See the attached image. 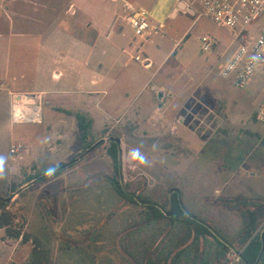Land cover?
Returning <instances> with one entry per match:
<instances>
[{
	"label": "rangeland",
	"instance_id": "374dc122",
	"mask_svg": "<svg viewBox=\"0 0 264 264\" xmlns=\"http://www.w3.org/2000/svg\"><path fill=\"white\" fill-rule=\"evenodd\" d=\"M126 1L138 11L145 9L152 21L139 57L150 58L153 67L145 69L129 54L122 55L119 66L112 65L110 59L103 61L102 69L96 65V73L101 75L121 73L136 79L104 86L111 96L119 99L122 95L123 99L120 105L108 108V113H101L98 123H92L87 142L94 145L105 139L102 144L60 175L28 187L10 202V210L23 216L29 241L8 239L0 229V264H27L34 248L41 264H241L232 253L225 260L213 237L191 243L184 223L170 224L149 216L143 201L169 212L172 190H178L179 194H174L189 215L208 225L228 244L232 243L229 237L233 230L250 222L252 210L248 205H261V214L253 223L264 224V174H257L259 179L247 191L238 192L236 187V193L232 183L233 169L243 163L242 159L264 155V126L255 118L264 94V69L256 71L246 88L237 89L232 77L225 79L220 74L229 57L223 53L232 44L227 33L204 19L194 24L189 16L172 17L177 0ZM10 3L0 1L1 74L10 68L17 44H34V39H8L14 25L36 33L49 27L58 14L62 15L60 24L65 26L81 19L64 13L75 3L73 0L17 2L15 6L27 17L15 16ZM85 3L105 9L100 20L106 19L109 11L113 15L115 11L124 13L119 0ZM132 14L128 10L125 17ZM119 24L125 28L124 35L117 33L115 42L123 47L139 46L141 41L135 40L132 28L122 20ZM262 31L264 17L248 29L255 37ZM204 37L211 43L210 51L203 50ZM22 83L29 87L26 81ZM158 92L167 96L160 100ZM47 114L56 115L45 106L44 116ZM9 128L0 121L3 199L15 195L34 176L45 174L49 165H60L53 158L68 155L69 160L62 162L65 164L83 153L81 132L73 126L48 140L45 154L35 162L26 159L19 162L20 169L11 171V146L22 144L27 149L30 146L24 138L36 136L41 129L36 125ZM112 136L121 139L122 167L120 171L118 150V169L123 185L140 195L143 201L138 197L142 201L139 205L122 202L108 181L115 173L109 155L112 142L108 139ZM250 141L254 145H246ZM135 151L144 158L143 163L133 159ZM248 162L246 168H253V160ZM227 179L231 183L223 186L222 181ZM181 251V257L173 261ZM169 254L171 258L167 259Z\"/></svg>",
	"mask_w": 264,
	"mask_h": 264
},
{
	"label": "crops",
	"instance_id": "0c3cea01",
	"mask_svg": "<svg viewBox=\"0 0 264 264\" xmlns=\"http://www.w3.org/2000/svg\"><path fill=\"white\" fill-rule=\"evenodd\" d=\"M0 1H10V9L15 16L27 17L26 14L19 11L15 4L20 1L30 2L31 0ZM73 1L75 3H72L64 13L66 15L70 12L72 16L81 18L77 20L75 25L65 26L60 24L62 15L58 14L56 16L57 19L43 31L33 33L24 26H19L17 29L15 25L9 29L8 39L11 41L20 38L34 39V44L31 45L25 41L17 44L15 50L16 56L13 62L10 63V68L5 69L2 74L0 73V121L5 126L8 124L9 129H12L10 114L11 96L13 94L40 95L43 99L44 107L47 106L56 113L54 117H50L48 114L44 116L43 124L38 126L42 131L40 130L36 136L28 135L24 138L30 147L26 149L21 144L24 147V153L21 158H13L10 154V164L8 166L11 171L20 169L19 162H23L26 159L35 162L38 157H41L43 153L45 154L46 147L49 145L47 141L51 140L57 134L62 132L65 134L66 130L73 126H76L80 130L76 118L77 114L87 115L95 123H98L101 120V113H108V108L120 105L123 96L121 95L119 99L111 96L104 86H110L112 83L119 82V80L135 81L136 79L133 76H123L121 73L117 76L96 73L97 66L99 69H102L104 66L103 61L105 63L106 60L109 61L110 59L112 65L119 66L121 65L122 55L129 54L133 60L132 57L142 53L144 46L140 49V53H138V45L129 44L127 47H123L114 40L117 33L122 32V35H124L125 28L119 24V20H122L131 29L125 14L130 8L135 9L133 4L126 0H119L122 2L124 13L121 14L115 11L113 15L109 11L107 18L100 20L99 16L106 13L105 9H96L94 5L91 7L85 3H93L98 0ZM47 8L48 6H46ZM179 8L180 3L177 0L171 12L172 17L178 15L177 11ZM224 32L228 34V32ZM2 37L0 35V39ZM253 37L255 36L253 35ZM12 42H10L9 46L11 49H14ZM177 46L178 42L172 51ZM235 49L236 45L232 41L228 51L223 54H228L229 59ZM22 81H26L29 87H26ZM163 95L164 97L167 96L166 94ZM263 97L264 94L261 96L257 106H259ZM253 143L250 141L246 145H254ZM251 157V155H248L242 159L243 163L240 162L233 169L232 178L234 181L232 183L236 193V187H238V192L241 190L247 191L253 185V181L259 179L257 174H264V155L262 157L259 156V158L256 156L257 158L255 159ZM53 160H58L60 165H62L64 164L62 162L69 160V156L59 155V157H55ZM248 160H253L251 163L253 168H246L245 165L249 163ZM52 166L58 167L57 164H52L48 167ZM230 183L231 181L229 179L222 181L223 186L229 185ZM261 199H264V195ZM247 208L252 210V212H249V215L253 214L255 218L261 214V205L251 207L248 205ZM249 219L250 222L244 224L245 226L243 228L239 226L234 229L232 232L233 235L229 237L234 247L230 253L236 256L241 264H244L240 255L243 250L240 249L242 247L241 241L245 239L243 235L252 232L251 225L253 221L251 218ZM255 227L256 229L248 244L256 235L260 236L264 241V224L261 223L258 226L255 225ZM228 257L229 254H227Z\"/></svg>",
	"mask_w": 264,
	"mask_h": 264
},
{
	"label": "built area",
	"instance_id": "2783aa9c",
	"mask_svg": "<svg viewBox=\"0 0 264 264\" xmlns=\"http://www.w3.org/2000/svg\"><path fill=\"white\" fill-rule=\"evenodd\" d=\"M117 1V0H113ZM177 13L194 19V24L207 20L218 29L228 32L236 49L223 65L221 76L233 78L237 89H244L258 69H264V31L257 37L250 36L249 27L264 17V0H179ZM133 14L126 18L134 31L135 40L139 39L140 49L147 42V32L152 28V21L145 9L138 11L130 8ZM203 50L210 51L211 43L207 37L202 39ZM144 68L150 69L149 58L141 59L139 55L132 57ZM43 99L34 94H13L11 96L10 122L12 126L36 125L44 122ZM257 121L264 126V97L257 109ZM21 144L12 145L10 154L13 158L23 156Z\"/></svg>",
	"mask_w": 264,
	"mask_h": 264
},
{
	"label": "trees",
	"instance_id": "16d2710c",
	"mask_svg": "<svg viewBox=\"0 0 264 264\" xmlns=\"http://www.w3.org/2000/svg\"><path fill=\"white\" fill-rule=\"evenodd\" d=\"M76 118L78 120L79 129L81 132V138H80V151L84 152L88 148H90L93 144H88V134L91 130L93 120L84 114H77ZM255 118L257 120V112L255 115ZM109 155L112 158L114 164H115V173L113 177H111L108 181L113 186L114 190L116 191L117 195L121 197L122 202H129L131 204L139 205L137 202L135 196L139 197L142 201L143 199L140 197V195L136 194V192L132 191L131 188L127 185V188L124 189L121 179H120V173L118 169V146L116 143H111V148L109 150ZM56 168V166L48 167L44 169V173L49 172L50 170ZM64 170V169H63ZM56 172L54 177L60 175L62 171ZM38 176V175H37ZM37 176H34L30 180H28L26 183L31 182L34 180ZM1 198V197H0ZM173 202H174V214L173 216H166L167 211L158 208L157 206L153 204H147V202L143 201V205L145 208L147 207L149 209V216H151L155 220L164 219L168 221L170 224H175V222L184 223V225L187 228V237L188 239H191V243L194 242H200L206 237H213L219 247L222 250V257L226 260L227 254H229L233 249V243H224L221 241L220 238L216 237L214 233L208 228V225L204 224L203 222H200L196 219H194L191 215L188 214L187 211L184 210V208L178 203V196L177 194L173 195ZM10 202L3 201L0 199V229L4 230L5 236L8 239L11 240H20L23 243H26L29 241L28 235L24 233V224L25 221L23 219V216L19 211H13L9 208ZM250 218L252 221H254L255 216L253 214H250ZM252 232L250 234L247 233L245 239L241 241L242 247L240 248L242 250L241 252V259L244 264H264V247H263V239L256 235L251 242L248 244L249 240L252 237V234L254 233L256 227L254 223L251 225ZM220 237V236H219ZM248 244V245H247ZM246 246V247H245ZM184 251H181L179 253H176L174 257L172 258L173 261L176 258H180ZM171 258V255L169 254L167 259ZM27 264H41V257H39L38 250L34 248L33 250V256L29 263Z\"/></svg>",
	"mask_w": 264,
	"mask_h": 264
},
{
	"label": "water",
	"instance_id": "95a60500",
	"mask_svg": "<svg viewBox=\"0 0 264 264\" xmlns=\"http://www.w3.org/2000/svg\"><path fill=\"white\" fill-rule=\"evenodd\" d=\"M158 98L161 100L163 98V93H159L158 94ZM110 142H114L117 144L118 146V150H119V168H120V171H121V139L117 138V137H110L108 139ZM105 141V139H102L100 141H98L97 143H95L92 147H90L88 150H86L85 152H83L82 154H80L77 158H74L72 159L71 161H69L68 163H65V164H62L52 170H50L49 172L43 174L42 176H39L37 178H35L34 180H32L31 182H29L27 185H25L23 188H21L15 195L11 196L10 198L8 199H3V198H0L1 200L3 201H7V202H11L15 196L19 195L23 190L27 189L28 187L36 184V183H39L41 182L42 180L54 175L56 172L58 171H61L65 168H68L76 163H78L79 161H81L83 158H85L88 154H90L92 151H94L100 144H102L103 142ZM120 178H121V183L123 185V178H122V174L120 173ZM124 186V185H123ZM125 188V186H124ZM126 189V188H125ZM174 193H177L179 194L178 190H172L170 192V211L168 213H166V216H171L172 213H173V209H174V202H173V194ZM136 200L138 203H142V201L137 197L135 196ZM209 228V227H208ZM211 230V228H209ZM212 231V230H211ZM214 235L218 238H220L215 232H213ZM221 239V238H220ZM222 242L226 243L223 239H221ZM227 244V243H226ZM264 244V243H263ZM264 247V245H263Z\"/></svg>",
	"mask_w": 264,
	"mask_h": 264
},
{
	"label": "clouds",
	"instance_id": "9594fccd",
	"mask_svg": "<svg viewBox=\"0 0 264 264\" xmlns=\"http://www.w3.org/2000/svg\"><path fill=\"white\" fill-rule=\"evenodd\" d=\"M139 158L140 162L143 163L144 162V158L142 156H140L139 152L138 151H135L133 153V159H137Z\"/></svg>",
	"mask_w": 264,
	"mask_h": 264
}]
</instances>
